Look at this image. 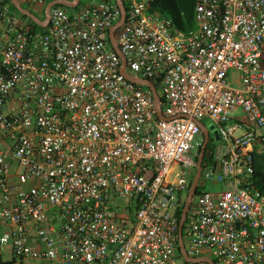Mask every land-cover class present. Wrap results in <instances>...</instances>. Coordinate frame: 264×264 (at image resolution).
<instances>
[{"label": "built area", "instance_id": "obj_1", "mask_svg": "<svg viewBox=\"0 0 264 264\" xmlns=\"http://www.w3.org/2000/svg\"><path fill=\"white\" fill-rule=\"evenodd\" d=\"M122 1L116 51L115 0L53 4L43 30L0 0V254L209 264L185 260L178 237L204 142L198 121L209 118L218 139L183 221L185 254L264 264V194L253 187L252 159L264 156V0H195L188 30L152 11L154 0ZM122 59L129 76L158 84L163 118ZM238 107L241 115H229Z\"/></svg>", "mask_w": 264, "mask_h": 264}, {"label": "trees", "instance_id": "obj_2", "mask_svg": "<svg viewBox=\"0 0 264 264\" xmlns=\"http://www.w3.org/2000/svg\"><path fill=\"white\" fill-rule=\"evenodd\" d=\"M6 3L10 5V8L14 11H17L15 6L12 4L10 0H4ZM195 0H154L151 3L150 9L155 11L159 15L169 17L175 26L181 30H188L195 26V22L193 20V8H194ZM25 16V14H21ZM33 28L38 29L36 25ZM154 86L158 89V84L154 82ZM163 106V104L161 105ZM209 141L205 148L202 163L204 164L209 158L207 154V149L209 148ZM253 167H254V184L253 187L255 190L260 191L264 194V156L259 152H253ZM194 174L191 175L189 180V187L192 181ZM199 185L196 186L194 190V195H196L200 191ZM184 203L181 205L180 210H178V219L180 220L182 209ZM138 208V201L133 200L127 206V213L129 217L132 218L134 211ZM185 227V223L182 225V230ZM15 258L4 259L0 254V264H13L15 262Z\"/></svg>", "mask_w": 264, "mask_h": 264}, {"label": "water", "instance_id": "obj_3", "mask_svg": "<svg viewBox=\"0 0 264 264\" xmlns=\"http://www.w3.org/2000/svg\"><path fill=\"white\" fill-rule=\"evenodd\" d=\"M12 2V4L16 7L17 10L19 11H22V12H27L25 9H23L20 4L18 3L17 0H10ZM118 4V6L120 7V10H121V15H120V19L119 21L110 29V40L112 41L113 43V47L116 51H118L115 43H114V40H113V32L121 25V23L123 22V19H124V14H125V9H124V5H123V1L122 0H115ZM51 4H48L47 7H46V13L48 11V9L50 8ZM123 60V66H122V72L124 73V75L129 78L130 80L134 81V82H137V83H140V84H143L145 86H148L152 92H153V95L155 97V100H156V113L159 117L163 118L162 114H161V107H160V101H159V97H158V94L156 92V89H155V86L153 85V83L149 80H145V79H141V78H136V77H131L129 76L125 71H124V65H125V62H124V59ZM200 126H201V129H202V132H203V135H204V142L200 148V154H199V157H198V166H197V170H196V173L191 181V184H190V187H189V191H188V195H187V199L185 200L184 202V205H183V209H182V214H181V218H180V221H179V229H178V237H179V241H180V250L181 252L183 253V257L185 260L187 261H195V262H198V261H202L203 259H200V258H195V259H192V258H189L186 254H185V251H184V245L182 243V238H181V229H182V224H183V221H184V218H185V215H186V211L190 205V202H191V199H192V196H193V193H194V190L197 186V181H198V178H199V173H200V167H201V163H202V159H203V154H204V150L206 148V144L209 140V131H208V128L202 124L201 121H198ZM210 128H213V125L210 126ZM213 137L215 140L218 139V134H217V130H214L213 131ZM203 261H206L208 262L209 264H214V262L210 259V258H206L204 259Z\"/></svg>", "mask_w": 264, "mask_h": 264}, {"label": "crops", "instance_id": "obj_4", "mask_svg": "<svg viewBox=\"0 0 264 264\" xmlns=\"http://www.w3.org/2000/svg\"><path fill=\"white\" fill-rule=\"evenodd\" d=\"M20 6L25 9L27 12H22V11H17L19 13V17L22 20L23 23L27 25H31L32 27L36 25L39 30H43L47 27L48 25V18H47V13H46V7L48 4H61L66 7H68L70 10L74 9L75 6H79L81 4H84L87 0H42L41 3H34L29 0H17ZM16 8V7H15ZM25 14V16H22L21 14ZM7 253L8 252H4ZM4 253L1 254L4 259H10L12 258L10 255L8 258L4 257ZM198 258L200 259H206L209 258L207 254H203L199 256ZM13 263H17L18 261L22 260H17ZM24 260V259H23ZM58 263V262H57ZM60 264V263H58ZM76 264V263H73Z\"/></svg>", "mask_w": 264, "mask_h": 264}, {"label": "rangeland", "instance_id": "obj_5", "mask_svg": "<svg viewBox=\"0 0 264 264\" xmlns=\"http://www.w3.org/2000/svg\"><path fill=\"white\" fill-rule=\"evenodd\" d=\"M18 11V10H17ZM15 11L17 13V15L19 16V13ZM228 78L229 80L231 81V83L233 85L236 84L237 82V79H238V72L236 70H230L228 72ZM242 114V109L240 107L232 110L229 112V115H232V116H239ZM201 122L202 124H204L207 128H208V131H209V144H211L212 142H215V139L213 137V131L216 130L217 126L216 125H213V122L209 119V118H201ZM213 125V128H210V126ZM219 186L216 185V184H206L204 186V188L206 190H215L217 189ZM4 257L5 258H8L9 257V254L7 253H4ZM15 264H58L56 261H48V260H30V259H24L22 261H18L17 263Z\"/></svg>", "mask_w": 264, "mask_h": 264}]
</instances>
